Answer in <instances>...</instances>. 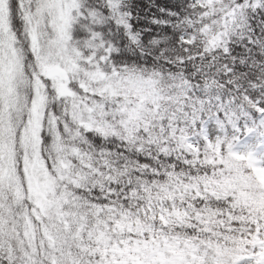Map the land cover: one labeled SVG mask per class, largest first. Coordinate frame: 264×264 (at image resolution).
<instances>
[{
    "label": "snow or ice",
    "instance_id": "obj_1",
    "mask_svg": "<svg viewBox=\"0 0 264 264\" xmlns=\"http://www.w3.org/2000/svg\"><path fill=\"white\" fill-rule=\"evenodd\" d=\"M0 264H264V0H0Z\"/></svg>",
    "mask_w": 264,
    "mask_h": 264
}]
</instances>
